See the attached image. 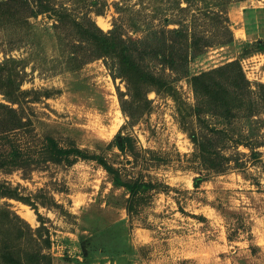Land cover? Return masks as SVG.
Instances as JSON below:
<instances>
[{
    "label": "rangeland",
    "instance_id": "1",
    "mask_svg": "<svg viewBox=\"0 0 264 264\" xmlns=\"http://www.w3.org/2000/svg\"><path fill=\"white\" fill-rule=\"evenodd\" d=\"M0 1H7L0 2V62L24 91L12 104L3 94L8 82L0 86V103L24 121L9 137L0 134V162L13 160L11 144L34 159L0 168V182L20 197H0V246L9 257L0 264H33L36 249L50 264H264V146L254 156L231 145L264 144V126L209 112L211 99L195 96L191 82L238 60L252 84L264 83L263 42L245 38L240 17L242 7L257 10L264 0ZM27 1L48 10L30 16ZM92 21L129 40L184 28L195 44L178 72L144 54L143 65L168 85L132 98L125 78L113 75L119 60L92 58ZM192 133L223 148L230 157L223 171L200 161ZM48 137L98 155L111 170L93 158L54 160ZM143 182L147 190L133 192Z\"/></svg>",
    "mask_w": 264,
    "mask_h": 264
},
{
    "label": "trees",
    "instance_id": "2",
    "mask_svg": "<svg viewBox=\"0 0 264 264\" xmlns=\"http://www.w3.org/2000/svg\"><path fill=\"white\" fill-rule=\"evenodd\" d=\"M6 4L7 1H0ZM31 12L30 16L38 13V10L47 11L46 5H41L39 9L32 7V2H22ZM38 8V7H37ZM54 11V9H52ZM86 38L89 43H92L94 50L92 58L107 57L108 55L115 56L119 62L113 71V75L124 77L126 80L127 90L132 98H137L143 92L148 90H162L168 85V82L163 80L149 68L143 65L144 54L151 59L157 60L160 64L166 65L169 69L178 72L185 68L187 63V50L194 46L195 42L191 38V42H187L188 33L184 28H160L159 30L150 31L145 37L138 39H123L120 34H113V31L104 32L93 21L89 22ZM173 35L174 38L168 37ZM263 49H264V43ZM204 46H210L204 43ZM181 61V65H176ZM5 63L0 62V86L2 82H8L9 87L3 91L5 97L12 104H19V96L24 91L20 89V83L17 79H11V74L5 71ZM193 91L198 98L211 99V108L209 112L223 117L224 120L230 122L231 119L241 117L247 119L249 122H254L256 125L264 126V118H258L259 113H264V83L259 82L255 85L246 77L242 66L238 60H231L224 64L218 65L198 74H194L191 78ZM253 86L256 89H253ZM125 99H123L124 101ZM1 124L4 127L0 134L5 138L8 134L15 130H19L23 126L24 121L17 110L10 105L0 103ZM255 118V119H254ZM216 133L222 134L224 129H215ZM192 142L196 145L200 161L209 169L215 171H223L224 164L230 160L228 155L223 154L222 147H217L207 135L197 136L195 133L190 135ZM48 146L53 149L55 153L54 160H62L69 155L81 158H93L104 166L106 170H111L98 155H88L85 151L71 147H60L54 139L47 138ZM117 141V140H116ZM234 147L244 145L248 147L257 156L258 151H254L257 146H264L262 143L252 144L248 141L242 142L235 140ZM13 160H6L5 163L0 162V168L10 170L18 166L27 167L30 163L33 164L34 159L31 157L22 158V152L17 148V145L11 144ZM1 156V155H0ZM31 161V162H30ZM31 165V164H30ZM202 180L201 176L193 179V185L198 187ZM148 188L147 183H138L132 186L133 192L142 193ZM0 197H8L20 200L16 193L11 191V188L6 184L0 182ZM14 217L22 221V219L13 211H9ZM25 222V221H22ZM21 227H18L20 230ZM3 237L0 233V242ZM8 250L4 246H0V258L4 262L9 257L6 256ZM33 264H50V256L43 250H33ZM11 261V260H10ZM11 264H23L22 260H12ZM10 264V263H8Z\"/></svg>",
    "mask_w": 264,
    "mask_h": 264
},
{
    "label": "crops",
    "instance_id": "3",
    "mask_svg": "<svg viewBox=\"0 0 264 264\" xmlns=\"http://www.w3.org/2000/svg\"><path fill=\"white\" fill-rule=\"evenodd\" d=\"M257 10H251L250 7L241 8L242 27L245 28V38L261 40L264 43V7H256ZM255 8V9H256ZM264 64V52H260Z\"/></svg>",
    "mask_w": 264,
    "mask_h": 264
},
{
    "label": "bare ground",
    "instance_id": "4",
    "mask_svg": "<svg viewBox=\"0 0 264 264\" xmlns=\"http://www.w3.org/2000/svg\"><path fill=\"white\" fill-rule=\"evenodd\" d=\"M100 24H103V23L100 22ZM24 216H25L26 218H28V219H32V215H31L29 212L25 213Z\"/></svg>",
    "mask_w": 264,
    "mask_h": 264
}]
</instances>
